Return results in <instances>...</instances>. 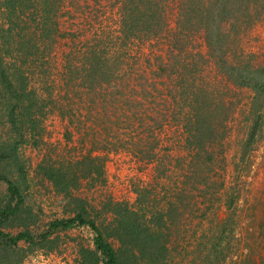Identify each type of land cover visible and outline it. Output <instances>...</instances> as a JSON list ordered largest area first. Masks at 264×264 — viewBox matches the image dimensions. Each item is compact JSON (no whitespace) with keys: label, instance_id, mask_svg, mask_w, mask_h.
<instances>
[{"label":"trees","instance_id":"1","mask_svg":"<svg viewBox=\"0 0 264 264\" xmlns=\"http://www.w3.org/2000/svg\"><path fill=\"white\" fill-rule=\"evenodd\" d=\"M13 1L4 0L3 5L12 9L17 19L16 8H10ZM40 1L39 20L31 28L35 39L19 42L16 53L21 52V58L34 55L42 60V55L52 43L59 38H69L72 47L62 56L60 84L64 89L62 99L67 102L59 105V115L72 123V117L78 111L73 100L76 98V102L84 103L83 96L87 114H96L88 116L97 130L88 136L90 146L87 152L76 161L66 162L67 166L62 164L59 168L49 167L46 170L45 176L55 190L69 196L82 180L91 178L93 182H98L102 179L106 154L110 152L125 150L132 152L140 162L154 161L160 146L155 132L168 119L169 104L161 90L165 88L164 93L171 97L168 86L160 79L170 81L171 71L177 68L176 73L182 70L179 74L181 80L185 76L188 78L190 68L183 58L184 50L177 49L174 41L169 42L163 53L137 54L134 61H129L126 54L115 52L117 41L135 39L138 33L143 34L145 43L162 39L163 36L159 35L165 29V20L160 7L164 0H122L116 37L99 36L80 42L75 40V31H61L49 18L48 0ZM179 5L181 11L176 34L182 36L183 41L189 37L187 33L190 30L203 33L207 54L215 61L219 73L232 87L249 89L252 93L248 111L250 128L242 148L244 157L255 142V132L258 134L261 128L264 65L257 68L235 67L226 61L225 47L229 33L235 28L234 24L229 31L227 25L238 21H257L264 12V0H180ZM7 26L10 27L9 24ZM3 27L4 24L0 23V33L5 31ZM41 47L40 52L33 54V50L38 51ZM4 53L0 48V127L8 128L9 133L20 141L0 144V185H6L5 193H0V264H24L35 251H53L57 240L51 236L74 226H88L95 235L93 250H80L79 264H168L170 244L176 246L182 239L181 229L190 220L192 208L201 203L192 199L202 198L205 205L203 217L222 186L219 181L213 180L217 175L215 151L222 153L225 123L233 103L221 100L214 105L208 102L210 94L207 90L196 89L192 103L197 106V114L189 140L195 149V157L192 164L187 165L184 180L176 185L172 193L170 188L163 186L165 211H151L148 216L146 204L150 195L146 189L137 190V211L114 204L110 207L113 221L106 227V233L89 217L83 202L74 199L77 209L72 217L55 219L43 231L34 234L32 228L39 217L26 204L27 181L16 150L25 141L22 131H32L33 123H37V109H41L44 101L37 95V90L29 86L21 63L10 60L16 64L9 68L4 62ZM183 82L188 83L189 78ZM121 97H126V100H121ZM96 101L99 109L94 107ZM188 102L191 103V100ZM12 230L17 232L14 234ZM107 238L115 239L119 249L115 250ZM21 242L26 246H20ZM177 248L178 245L175 250Z\"/></svg>","mask_w":264,"mask_h":264},{"label":"rangeland","instance_id":"2","mask_svg":"<svg viewBox=\"0 0 264 264\" xmlns=\"http://www.w3.org/2000/svg\"><path fill=\"white\" fill-rule=\"evenodd\" d=\"M19 1L14 0L10 6L18 12L16 19L12 9H6L4 0H0V23L5 29L0 33V48L5 52L4 62L9 68L16 64L10 60L21 63L29 86L37 90V95L44 101L41 109H37V123H33L32 131H22L25 141L16 150L27 181L26 204L39 217L32 228L33 233L43 231L55 219L72 217L77 209L74 199L83 202L89 217L106 233V227L113 221L110 207L114 204L137 211V190L146 189L150 195L146 204L148 216L151 211H165L163 186L170 188L172 193L184 180L187 165L192 164L195 157V149L189 143L197 114V106L192 102L196 89H205L210 94L208 102L214 105L221 100L233 103L225 123L222 153L215 151L217 175L213 180L222 186L203 217L205 205L202 198L192 199L201 203L192 208L190 220L181 229L182 239L178 240L177 250V245L170 244L168 264H264V112L260 132H255V142L243 157L242 148L250 128L248 111L252 93L249 89L232 87L219 73L215 61L207 54L203 33L190 30L187 33L189 37L183 41L182 36L176 34L180 0H164L160 7L166 29L159 35L163 36L162 39L145 43L143 34L138 33L135 39L117 41L115 47V52L126 54L129 61H134L137 54H161L171 41L177 44V49L184 50L183 58L190 68L189 82H183L188 79L186 76L181 80L179 74L182 70L176 73L178 68L171 71L170 81L160 79L168 86L171 97L164 93L165 88L161 90L169 104L168 119L155 132L160 146L154 161L140 162L132 152L125 150L105 153L102 179L98 182L91 178L82 180L69 196L55 190L45 176L46 170L59 168L62 164L67 166L66 162L76 161L87 152L90 146L88 136L97 130L88 116L96 114H87L83 96L84 103L76 102V98L73 100L78 111L72 117V123L59 115V105L67 102L62 99L64 89L60 84L62 56L72 47L69 38H59L52 43L42 55V60L34 55L21 58V52L16 53L19 42L35 39L31 28L39 20L38 12L42 9L40 0ZM47 4L49 18L61 31H75L77 42L99 36L116 37L122 0H48ZM249 23L238 21L227 25L230 31L235 24L225 47V59L232 66L257 68L264 65V12L257 21ZM41 49L33 50V54ZM121 100H126V97H121ZM94 107L99 109L98 101ZM19 141L8 128L0 127V144ZM5 191L6 185L1 184L0 193ZM194 195L197 196L196 193ZM11 232L15 234L17 231ZM94 236L87 227L74 226L51 236L57 240L53 251H35L25 261L55 254L56 259L68 258L76 264L80 262L82 248L93 250ZM107 241L115 250L119 249L115 239L107 238ZM20 246L26 245L21 242Z\"/></svg>","mask_w":264,"mask_h":264},{"label":"built area","instance_id":"3","mask_svg":"<svg viewBox=\"0 0 264 264\" xmlns=\"http://www.w3.org/2000/svg\"><path fill=\"white\" fill-rule=\"evenodd\" d=\"M77 227H83V226H77ZM85 227H87L89 229L88 226H85ZM54 256H55V254L40 255L37 258H35V257L31 258L30 261H28V262L25 261L24 264H73L71 262V259H68V258L56 259ZM74 259H76V258L74 257ZM76 264H79V262H77Z\"/></svg>","mask_w":264,"mask_h":264}]
</instances>
